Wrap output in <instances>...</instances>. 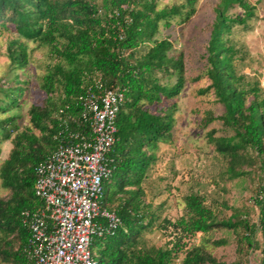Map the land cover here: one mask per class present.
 Wrapping results in <instances>:
<instances>
[{"label": "trees", "instance_id": "16d2710c", "mask_svg": "<svg viewBox=\"0 0 264 264\" xmlns=\"http://www.w3.org/2000/svg\"><path fill=\"white\" fill-rule=\"evenodd\" d=\"M194 1L159 8L158 0H0V32L12 35L5 55L15 70L13 85L2 90L5 101L1 99L0 110L23 95L22 83L27 81L20 80L17 71L24 72L29 63L25 41L47 47L53 61L36 87L44 98L30 106V126L20 130L15 114L0 118V143L10 140L12 145L0 165L1 185L9 192L6 199L0 198V264H26L22 246L29 231L23 212L41 204L33 192L34 168L62 138L61 120L70 116L68 127L86 132L84 123L74 121L81 111L79 97L88 90L97 93V86L124 89L116 140L107 154L110 173L102 181L100 197L101 206L113 211L119 222L94 238L97 263L225 264L207 251V239L197 244L192 240L226 229L239 249L258 254L255 264H264V92L257 81L251 83L237 73L238 50L228 37L234 24L252 15L247 0H219L213 7L202 55V73L209 83L197 92L213 94L221 107L220 113L205 111L201 125L221 124L205 135L225 158L228 179L242 178L247 174L244 166L258 164V223L237 213L218 220L204 197L192 192L184 197L179 217L160 221L159 229L169 236L164 245L149 243L144 236L160 210L146 201L144 183L157 159L158 142L171 140L175 98L184 84L183 54L175 52L171 33L158 34L189 22ZM235 4L242 15L228 13ZM226 241L218 238L211 244Z\"/></svg>", "mask_w": 264, "mask_h": 264}, {"label": "rangeland", "instance_id": "374dc122", "mask_svg": "<svg viewBox=\"0 0 264 264\" xmlns=\"http://www.w3.org/2000/svg\"><path fill=\"white\" fill-rule=\"evenodd\" d=\"M99 1V0H97ZM219 0H195V13L189 22L168 30L160 29L158 37L171 33L176 53L183 54L184 84L181 92L175 98L177 111L170 141H159L156 150V161L148 169L144 183L145 199L154 206H160L159 218L151 230L145 233L149 243L164 245L169 239L168 233L159 229V223L166 217L174 220L183 211L184 197L189 193H198L205 199V204L215 213L218 220L228 218L237 213L251 223H258L259 210L254 203L259 180L258 164L244 166L247 174L237 180L228 179L225 172L226 160L214 150V144L209 142L206 132L220 127L219 121L206 127L201 125L205 111L220 113L221 107L216 104L213 94H198V89L207 86L209 80L202 73L204 44L210 24L215 13L213 7ZM186 0H158V7L180 5ZM252 8V15L245 22L236 23L228 36L238 50L234 60L238 74L244 75L251 83L257 81L264 92V0H247ZM228 13L232 16L242 15L243 10L237 4ZM173 29V30H171ZM12 37L9 32H0V101H5L3 91L13 85L15 70L9 64L5 55V47ZM29 54V63L24 72L17 71L20 80L27 81L23 95L18 102L0 110V118L17 115L16 123L20 130L30 126L28 110L32 104H41L44 94L36 89L41 76L48 65L53 63L45 46L25 41ZM4 53V54H3ZM195 78H198L194 80ZM173 78L170 82H174ZM3 99V100H1ZM38 135V131L34 130ZM223 135L229 134L223 132ZM10 140L0 143V165L11 149ZM8 190L1 185L0 198L8 197ZM207 237V238H206ZM206 237L197 235L193 243L206 240L205 248L219 261L225 264H255L258 254L251 250L245 253V247L239 249L233 233L226 229H215ZM256 237H259L257 232ZM218 238L227 239L224 245L213 246L211 241ZM208 241V242H207ZM98 244L93 240L90 244L93 255Z\"/></svg>", "mask_w": 264, "mask_h": 264}, {"label": "built area", "instance_id": "2783aa9c", "mask_svg": "<svg viewBox=\"0 0 264 264\" xmlns=\"http://www.w3.org/2000/svg\"><path fill=\"white\" fill-rule=\"evenodd\" d=\"M97 87V93L88 90L79 97L81 111L74 121L84 123L86 132L70 129V116L61 120L62 138L34 168L33 192L41 204L23 212L29 231L22 246L26 264H98L90 244L119 222L100 197L124 89Z\"/></svg>", "mask_w": 264, "mask_h": 264}]
</instances>
